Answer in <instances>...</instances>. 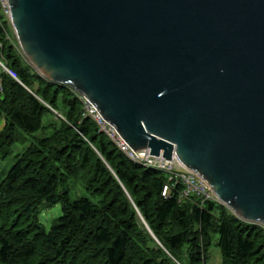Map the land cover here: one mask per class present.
<instances>
[{
	"label": "water",
	"instance_id": "obj_1",
	"mask_svg": "<svg viewBox=\"0 0 264 264\" xmlns=\"http://www.w3.org/2000/svg\"><path fill=\"white\" fill-rule=\"evenodd\" d=\"M6 1L36 72L264 226V0Z\"/></svg>",
	"mask_w": 264,
	"mask_h": 264
},
{
	"label": "trees",
	"instance_id": "obj_2",
	"mask_svg": "<svg viewBox=\"0 0 264 264\" xmlns=\"http://www.w3.org/2000/svg\"><path fill=\"white\" fill-rule=\"evenodd\" d=\"M0 61L16 76L1 69L0 159L31 135L0 174V264H208L214 237L221 264H264L262 225L181 198V184L162 196L166 174L129 160L71 88L36 72L1 12ZM70 182L96 200L72 199ZM57 204L46 229L39 217Z\"/></svg>",
	"mask_w": 264,
	"mask_h": 264
},
{
	"label": "built area",
	"instance_id": "obj_3",
	"mask_svg": "<svg viewBox=\"0 0 264 264\" xmlns=\"http://www.w3.org/2000/svg\"><path fill=\"white\" fill-rule=\"evenodd\" d=\"M0 12L8 19V4L6 0H0ZM0 66L2 70L16 78L15 74L6 68L1 61ZM76 95L82 102V116L91 118L96 124L98 131L104 133L129 160L166 174L167 182L162 187V196L167 197L170 194L171 186L181 184L179 194L181 198L195 196L202 202L208 200L218 201L209 185L198 174L184 168L175 157L169 160L162 157V155L149 154V149H145V151L133 150L117 129L101 116L93 104L81 94L76 93Z\"/></svg>",
	"mask_w": 264,
	"mask_h": 264
},
{
	"label": "rangeland",
	"instance_id": "obj_4",
	"mask_svg": "<svg viewBox=\"0 0 264 264\" xmlns=\"http://www.w3.org/2000/svg\"><path fill=\"white\" fill-rule=\"evenodd\" d=\"M0 69H1V66H0ZM2 126H3V119L0 117V129L2 128ZM35 135L36 136H40L41 134H40V132H37ZM25 136L28 138V141L25 144H21V143H18V142L14 143L11 146L10 155L7 156L6 159H4V160L0 159V174H3V172H6L11 167V165L15 161V154H17L25 145H27L30 142L31 135L25 133ZM69 187H70L69 188L70 189L69 194H70V197L72 199L77 198L79 196H87L93 201L96 200V198L90 196L80 184H73V183L70 182L69 183ZM60 214H61V206H60V204H57V205H55L53 207L45 209L41 213L39 218H40V221L45 225L46 229H48L50 227L52 221L57 216H59ZM216 239L217 238L214 237V239L212 241V244H211V247H210V259H209L208 264H221L220 251H219V248L217 247V245L215 244ZM175 264H181V263H179L178 261L175 260Z\"/></svg>",
	"mask_w": 264,
	"mask_h": 264
},
{
	"label": "crops",
	"instance_id": "obj_5",
	"mask_svg": "<svg viewBox=\"0 0 264 264\" xmlns=\"http://www.w3.org/2000/svg\"><path fill=\"white\" fill-rule=\"evenodd\" d=\"M0 72H1V69H0Z\"/></svg>",
	"mask_w": 264,
	"mask_h": 264
},
{
	"label": "bare ground",
	"instance_id": "obj_6",
	"mask_svg": "<svg viewBox=\"0 0 264 264\" xmlns=\"http://www.w3.org/2000/svg\"><path fill=\"white\" fill-rule=\"evenodd\" d=\"M77 93V92H76Z\"/></svg>",
	"mask_w": 264,
	"mask_h": 264
}]
</instances>
